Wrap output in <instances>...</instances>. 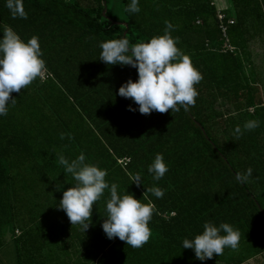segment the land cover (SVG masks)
<instances>
[{
    "label": "trees",
    "instance_id": "16d2710c",
    "mask_svg": "<svg viewBox=\"0 0 264 264\" xmlns=\"http://www.w3.org/2000/svg\"><path fill=\"white\" fill-rule=\"evenodd\" d=\"M214 1L235 19L228 32L237 54L218 49L226 46ZM128 3L23 0L27 18L13 19L0 0V26L25 41L37 37L45 65L44 77L10 93L16 103L0 117V248L7 228H20L14 240L26 246V264H47L54 254L56 264H70V255L71 264H264V73L250 51L251 42L264 41V0H138L140 10L132 14L125 11ZM165 21L201 75L195 103L187 111H129L138 106L116 91L136 80V69L106 65L98 44L147 42L163 34ZM248 120L258 126L245 132ZM81 152L105 170L118 194L153 204L151 235L142 247L105 236L107 190L93 203L85 232L58 209L75 181L54 154L72 160ZM157 153L167 171L153 180L147 167ZM247 169V179L237 180ZM130 174L141 183L131 182ZM152 186L162 197L147 191ZM205 221L230 224L240 234L237 248L204 261L182 248V239L202 232Z\"/></svg>",
    "mask_w": 264,
    "mask_h": 264
},
{
    "label": "clouds",
    "instance_id": "9594fccd",
    "mask_svg": "<svg viewBox=\"0 0 264 264\" xmlns=\"http://www.w3.org/2000/svg\"><path fill=\"white\" fill-rule=\"evenodd\" d=\"M4 6L10 16L26 19L23 0H4ZM138 0H129L125 11L129 14L138 13ZM173 25L165 21L163 34L151 37L147 42L141 41L130 45L128 39L119 38L100 42L99 59L106 65H128L136 69L137 78H129L122 83L116 94L123 98H130L137 105L129 111L149 114L152 111L164 113L177 112L181 108L185 111L195 103L198 95L195 84L201 80L200 73L192 66L188 56L176 47V42L169 35ZM45 65L37 37L26 41L9 26H0V117L5 116L8 107L16 103L10 93H19L34 79L41 76ZM258 126V121L248 120L242 125L243 130L250 131ZM234 136L242 134L241 126L233 129ZM64 133L59 134L63 140ZM71 140V135L68 134ZM57 163L62 167L65 175L70 174L75 181L71 187L62 192L58 202V209L66 214L71 225H80L81 230L89 226L92 205L98 201L105 190L108 198L105 201L106 217L101 222V228L108 239L117 238L131 248L138 249L146 244L151 230L148 227L154 206L149 201L141 203L132 194H118L117 185L109 184L105 180L106 172L95 164L85 161L83 152L74 159L68 160L62 153H55ZM167 171L162 155L157 153L147 167V172L153 180H159ZM247 169L244 175L237 173V180L244 181L250 175ZM131 182L140 184L138 174H130ZM59 189V188H58ZM152 196L159 199L163 190L152 186L147 189ZM239 232L228 224L221 222L214 225L205 221L202 232L191 239L183 238L181 247L192 249L197 260L211 259L215 254L220 256L225 248L235 250L239 243Z\"/></svg>",
    "mask_w": 264,
    "mask_h": 264
},
{
    "label": "rangeland",
    "instance_id": "374dc122",
    "mask_svg": "<svg viewBox=\"0 0 264 264\" xmlns=\"http://www.w3.org/2000/svg\"><path fill=\"white\" fill-rule=\"evenodd\" d=\"M250 51L252 53L251 60L255 64L256 70L264 73V41L255 40L251 42ZM249 68V65L246 64L247 72ZM12 234H14L13 229L7 228V240L0 248V264H26V246L24 247L19 240H13Z\"/></svg>",
    "mask_w": 264,
    "mask_h": 264
},
{
    "label": "built area",
    "instance_id": "2783aa9c",
    "mask_svg": "<svg viewBox=\"0 0 264 264\" xmlns=\"http://www.w3.org/2000/svg\"><path fill=\"white\" fill-rule=\"evenodd\" d=\"M212 4L216 6V1L213 2ZM217 19H218L220 31L222 33V37L224 39V43H225L224 46H226V47H218V49L221 51H230L231 53L237 54V48L231 43L228 32L229 26L235 23V19L230 17L226 12H224L222 9H219L218 7H217ZM197 22L200 23V20H198ZM41 76L44 77V73H42ZM119 161L123 163L128 161V159H123ZM15 234L19 235L20 232L18 230H15Z\"/></svg>",
    "mask_w": 264,
    "mask_h": 264
},
{
    "label": "crops",
    "instance_id": "0c3cea01",
    "mask_svg": "<svg viewBox=\"0 0 264 264\" xmlns=\"http://www.w3.org/2000/svg\"><path fill=\"white\" fill-rule=\"evenodd\" d=\"M219 8V9H221V7L217 4V2H216V8ZM15 230H18L19 232H20V234L19 235H16L15 234ZM22 234V230L20 229V228H15L14 229V234H12V239L14 240L16 237H18V236H20ZM65 260H68V257H67V255L65 256V258H64ZM59 259H58V257L54 254V256H52V258H49V259H47L46 258V261H47V264H56L57 263V261H58ZM39 261H42L41 259H39ZM69 261H70V264L72 263V255H70V258H69Z\"/></svg>",
    "mask_w": 264,
    "mask_h": 264
},
{
    "label": "water",
    "instance_id": "95a60500",
    "mask_svg": "<svg viewBox=\"0 0 264 264\" xmlns=\"http://www.w3.org/2000/svg\"><path fill=\"white\" fill-rule=\"evenodd\" d=\"M202 130H203V132L205 133V131H204V128L202 127Z\"/></svg>",
    "mask_w": 264,
    "mask_h": 264
}]
</instances>
